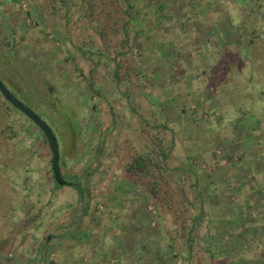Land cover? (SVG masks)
<instances>
[{"label":"rangeland","instance_id":"obj_1","mask_svg":"<svg viewBox=\"0 0 264 264\" xmlns=\"http://www.w3.org/2000/svg\"><path fill=\"white\" fill-rule=\"evenodd\" d=\"M86 1L0 0V76L79 183L0 92V264H264V0H130L129 43ZM161 148L154 195L127 166Z\"/></svg>","mask_w":264,"mask_h":264},{"label":"trees","instance_id":"obj_2","mask_svg":"<svg viewBox=\"0 0 264 264\" xmlns=\"http://www.w3.org/2000/svg\"><path fill=\"white\" fill-rule=\"evenodd\" d=\"M65 1L66 0H62L63 3H65ZM86 2H87L86 4L88 5V9H89L88 16L89 17L91 16L90 19H92V16L94 14V2L92 0H87ZM131 4L132 3L130 0H126L125 13L127 15V17H126L127 19H126L124 26H123L124 34L127 37L125 42H128V40H129L128 37H130L131 28H135V25L132 24L131 16H130ZM244 23H245V26L242 29L246 30L247 28H250L249 27L250 25H249V23H246V20L244 21ZM141 31L143 32L142 36H144L148 40L150 37L149 34L152 31V28L149 27L148 29H145L144 27H141ZM99 32H101V34H105L104 30H100ZM138 32L137 33L135 32L133 34L137 40L139 38ZM246 34L247 33H244V31H241V35L246 36ZM9 46H10L9 50L11 51V53H13L15 51L16 45L10 43ZM145 49L150 50L148 43L146 44ZM223 55H224L223 57L225 60H229V61L224 62L223 70L224 71H226V70L230 71V73L232 75H235V76H236V74L239 75L241 73V65H242L241 57L238 55H236V56L231 55L229 53H224ZM236 59L239 60L238 64H236ZM240 63H241V65H240ZM116 73L118 76V70ZM167 156H168V152L165 151L163 148H161V156L158 158L154 154L153 150L137 151V153H136V155H134L132 161L128 164L127 170L129 172L135 174V175H139V176L147 179L149 188L151 189L153 194L156 195L159 193V188H160L159 186L161 183L160 179L164 177V175L162 173V169L165 167L163 166L162 163L167 158ZM154 169L159 171L158 175H156L152 172V170H154ZM56 185H58V184L56 183ZM73 185L79 186V183L73 182ZM195 186H197V181L195 183ZM190 246H192V245L190 244ZM189 250H191V249H189Z\"/></svg>","mask_w":264,"mask_h":264},{"label":"water","instance_id":"obj_3","mask_svg":"<svg viewBox=\"0 0 264 264\" xmlns=\"http://www.w3.org/2000/svg\"><path fill=\"white\" fill-rule=\"evenodd\" d=\"M0 92L3 97L14 105L17 109L25 113L44 133L50 146L52 155V172L54 181L60 185H72L73 181L65 178L61 171L60 165V149L57 136L52 127L41 118L34 110L27 106L22 100H20L12 90L4 83L0 76Z\"/></svg>","mask_w":264,"mask_h":264}]
</instances>
